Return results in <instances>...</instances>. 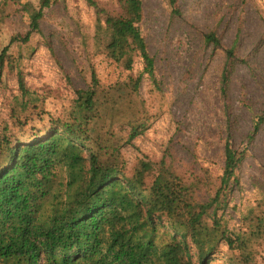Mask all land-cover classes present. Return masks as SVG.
I'll return each instance as SVG.
<instances>
[{
	"label": "rangeland",
	"instance_id": "374dc122",
	"mask_svg": "<svg viewBox=\"0 0 264 264\" xmlns=\"http://www.w3.org/2000/svg\"><path fill=\"white\" fill-rule=\"evenodd\" d=\"M142 1L145 15L140 28L155 59L162 95H150L145 75L141 93L157 114L123 148L129 165L140 157L158 161L167 156L194 185L198 202L211 215L207 221L222 219L231 231L244 232L243 217L264 207V0H178L176 13L168 0ZM19 7L7 17L6 30L26 34L37 10L31 0H22ZM38 22L39 31L14 45L18 70L34 90L51 94L50 102L68 107L75 89L89 83L93 64L104 75L101 59L93 55L94 9L87 0H61L45 9ZM213 30L225 46L238 35L237 54L247 61L234 66L227 103L221 92L224 49L215 50L205 40ZM19 94L14 67L0 85V125ZM260 117L261 128L250 140ZM228 135L234 148L247 152L238 180L224 188ZM79 153L77 145L63 138L51 140L40 152L27 148L20 152L18 167L0 182V248H18L27 228L48 224L54 214L77 213L80 181L88 175V163L77 158ZM159 246L142 249L133 264L194 263L190 252ZM226 249L223 246L214 255L216 264H224ZM253 249L252 264H264V241L257 240Z\"/></svg>",
	"mask_w": 264,
	"mask_h": 264
},
{
	"label": "trees",
	"instance_id": "16d2710c",
	"mask_svg": "<svg viewBox=\"0 0 264 264\" xmlns=\"http://www.w3.org/2000/svg\"><path fill=\"white\" fill-rule=\"evenodd\" d=\"M31 1L37 10L31 30L13 34L6 30V19L20 11L22 0H0V85L17 67L20 91L10 102L8 119L0 125V182L18 167L24 148L40 152L51 140L61 138L78 146L77 158L87 161L88 175L80 181L83 190L77 197V213L54 214L48 224L27 228L18 248H0V264H133L137 253L157 243L162 244L161 250L177 247L192 253L193 264H216L213 257L223 246L227 247L224 264H252L255 242L264 241V207L243 217L244 232H234L222 219L206 220L211 215L198 202L194 185L167 156L158 161L140 157L129 165L123 148L157 114L141 93L145 75L150 95H162L155 59L140 28L143 1L87 0L97 21L93 55L101 59L104 75L93 64L89 83L75 89L76 97L68 107L50 102L51 94L34 90L18 70L15 43L39 31L43 11L61 0ZM168 2L174 13L179 11L178 0ZM205 40L215 50L224 49L221 92L227 103L234 66L247 63L237 54L238 35L230 46L214 30ZM49 48L53 52L51 44ZM262 122L263 117L255 122L250 140ZM246 152L234 148L228 135L224 188L232 179L238 180Z\"/></svg>",
	"mask_w": 264,
	"mask_h": 264
}]
</instances>
